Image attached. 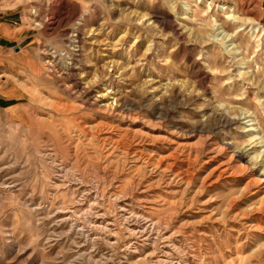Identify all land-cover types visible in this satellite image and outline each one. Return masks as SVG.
I'll list each match as a JSON object with an SVG mask.
<instances>
[{"label": "rangeland", "instance_id": "rangeland-1", "mask_svg": "<svg viewBox=\"0 0 264 264\" xmlns=\"http://www.w3.org/2000/svg\"><path fill=\"white\" fill-rule=\"evenodd\" d=\"M5 7L0 264H264V0Z\"/></svg>", "mask_w": 264, "mask_h": 264}, {"label": "crops", "instance_id": "crops-1", "mask_svg": "<svg viewBox=\"0 0 264 264\" xmlns=\"http://www.w3.org/2000/svg\"><path fill=\"white\" fill-rule=\"evenodd\" d=\"M8 1L0 0V78L1 72L9 73L14 70V65L31 55V47L25 45L32 33L20 24L22 11L17 10L18 7H5ZM8 85L7 79H0V89Z\"/></svg>", "mask_w": 264, "mask_h": 264}, {"label": "bare ground", "instance_id": "bare-ground-1", "mask_svg": "<svg viewBox=\"0 0 264 264\" xmlns=\"http://www.w3.org/2000/svg\"><path fill=\"white\" fill-rule=\"evenodd\" d=\"M225 10H226V8H225ZM240 31H242V30H240ZM232 40H233V38H232L230 41H232ZM222 170H223L222 172H226V171H228L229 169H228L227 166H225Z\"/></svg>", "mask_w": 264, "mask_h": 264}]
</instances>
